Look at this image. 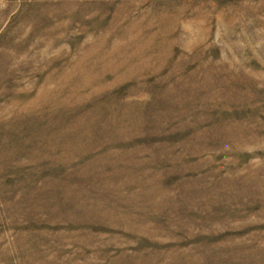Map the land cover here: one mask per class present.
<instances>
[{
    "label": "rangeland",
    "instance_id": "rangeland-1",
    "mask_svg": "<svg viewBox=\"0 0 264 264\" xmlns=\"http://www.w3.org/2000/svg\"><path fill=\"white\" fill-rule=\"evenodd\" d=\"M0 264H264V0H0Z\"/></svg>",
    "mask_w": 264,
    "mask_h": 264
}]
</instances>
